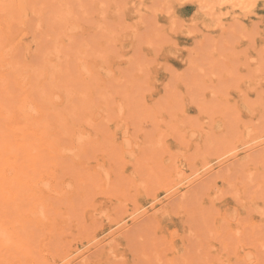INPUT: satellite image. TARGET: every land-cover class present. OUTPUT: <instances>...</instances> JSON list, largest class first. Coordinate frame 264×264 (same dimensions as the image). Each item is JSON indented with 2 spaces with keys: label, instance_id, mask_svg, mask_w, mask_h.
<instances>
[{
  "label": "rangeland",
  "instance_id": "1",
  "mask_svg": "<svg viewBox=\"0 0 264 264\" xmlns=\"http://www.w3.org/2000/svg\"><path fill=\"white\" fill-rule=\"evenodd\" d=\"M19 74L98 120L0 177V264H264V0H0V108Z\"/></svg>",
  "mask_w": 264,
  "mask_h": 264
},
{
  "label": "bare ground",
  "instance_id": "2",
  "mask_svg": "<svg viewBox=\"0 0 264 264\" xmlns=\"http://www.w3.org/2000/svg\"><path fill=\"white\" fill-rule=\"evenodd\" d=\"M37 70L38 69H36V71ZM15 71H16V69H15ZM36 71L33 70V73L36 74ZM42 72H40V73H42ZM96 72L98 73V71H96ZM20 75H22V74H19V76H16V80L18 82H21V84L24 86H26L25 80H28L27 86L30 84L29 79L31 81V79L35 78V82H31V85H29L28 88L24 87L25 88L24 89L25 97L21 100V103L19 102L20 105L18 107L12 108V106H11V108H5V107L0 108V177L1 178L4 175L6 178L10 179V177H8V175H7V172H9V171L14 172L15 175L19 171L23 172L22 167H20L19 165H21V166L27 165L28 169L30 168L29 170H35L36 167L39 168V165H42V167H43L44 165H48L49 163H51V161H53V162L58 161L59 157H64L63 155L66 154V153H64L65 150L66 151L71 150L73 152H76L72 149H68L67 146L64 148V146H62L63 140L68 138L67 140H70L76 146V143H75L76 139L74 140L70 136L72 131H73V133L76 132V133H79L77 135L82 136L81 133L83 130H85V128L88 127L87 124L90 125L89 122H91V121L95 122L98 120V108L93 107L91 109V107L89 106V109H87L88 115H87V117L85 116L86 120L84 121L86 123V125H85L86 127L84 125H79L80 123L77 124L75 118L77 117L78 114H80L79 111H82V109L78 111L76 107L73 108L74 105L71 103L72 100L69 97H66V98L62 97L60 102H56L55 100L57 98L54 100L52 98V95L47 94L48 97H43L44 95L41 97L42 98V100H41L42 103H41V102H38V101L33 99L32 93L29 94L28 89L29 90L31 89L30 87H32V84L37 86L35 88H40V87H42V85L45 84L44 89L45 88H49L51 90L59 89V88L62 89L61 86L64 84L59 85V87H58V83L61 82L62 76H43V75H41V76H28L30 74L22 75V76H20ZM9 77H13V76H9ZM0 78H3V77H0ZM62 79H65V77H62ZM11 80H12V78H11ZM6 83H8L7 80H6ZM66 86H68V84ZM49 89H48V93L50 92ZM33 93H34V91H33ZM52 94H54V92H52ZM39 95H41V94H39ZM58 99H60V98H58ZM78 109H79V107H78ZM86 112L87 111L83 112L82 114L85 113V115H86ZM78 117H82V116L78 115ZM89 117L91 118L90 120H89ZM82 118L84 119V116ZM81 128H82V130H81ZM86 136H88L87 138L89 139L90 143H98V133H95V131L92 133L88 132V135H86ZM62 138H65V139H62ZM61 139H62V142H61ZM83 142L85 143V141H83ZM79 143L81 144L82 140L79 141ZM82 146L81 147L76 146L75 148H77L79 150L81 148L84 149ZM70 155L71 156H77V155H79V153L76 154V153L68 152L67 157ZM71 156H70V158H71ZM9 165H11V166H9ZM42 167L40 170L41 172H43ZM38 172H39V170L38 171L35 170L33 175L36 176L38 174ZM41 172H39V174ZM16 176H18V175H16ZM23 176H24V174L22 175V178H23ZM25 176H26V174H25ZM15 177H12V178L16 179ZM19 178H20V176H19ZM19 178H17V179H19ZM16 180L13 183H16ZM21 180H24V179H21ZM18 182H19V180H18ZM29 184H30V182H29ZM13 185H15V184H13ZM4 197H6L5 194H4ZM40 204H42L41 206H43V208H47V205H45L44 203H40ZM37 205H39V204H37ZM34 209H36V210H34ZM34 209L32 211L33 216L31 215L32 217H29V219L31 221H33V222L36 220L42 221V220H44V218H47L48 219V221L46 222L47 226L51 225L52 222L57 221V223H58L57 219L50 217V216L48 217L44 210L38 211L37 208H34ZM39 214L41 216L43 215V217L40 216L37 219L36 216H38ZM30 254L31 253H28V255H27L26 264H33V262L30 259ZM103 254H105V253H103ZM109 254H110V252H109ZM101 256H103V255H101ZM105 256H107V255H105ZM111 256L112 255H110V257ZM97 257H98V255H97ZM110 257L105 258V259L109 260ZM96 261H98V260H96ZM95 263H98V262H95ZM95 263H89V264H95ZM111 264H112V262H111Z\"/></svg>",
  "mask_w": 264,
  "mask_h": 264
}]
</instances>
